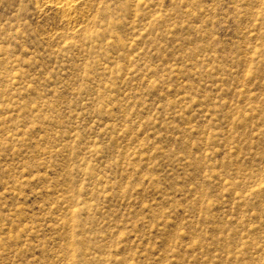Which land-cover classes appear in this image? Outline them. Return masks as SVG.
I'll list each match as a JSON object with an SVG mask.
<instances>
[{
	"label": "rangeland",
	"instance_id": "1",
	"mask_svg": "<svg viewBox=\"0 0 264 264\" xmlns=\"http://www.w3.org/2000/svg\"><path fill=\"white\" fill-rule=\"evenodd\" d=\"M0 264H264V0H0Z\"/></svg>",
	"mask_w": 264,
	"mask_h": 264
},
{
	"label": "bare ground",
	"instance_id": "2",
	"mask_svg": "<svg viewBox=\"0 0 264 264\" xmlns=\"http://www.w3.org/2000/svg\"><path fill=\"white\" fill-rule=\"evenodd\" d=\"M68 7L70 6L69 3H67Z\"/></svg>",
	"mask_w": 264,
	"mask_h": 264
}]
</instances>
